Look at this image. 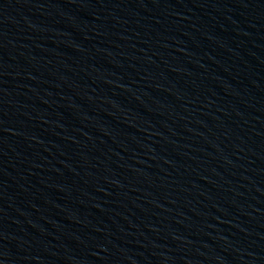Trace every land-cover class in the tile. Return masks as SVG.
<instances>
[{
    "label": "water",
    "instance_id": "obj_1",
    "mask_svg": "<svg viewBox=\"0 0 264 264\" xmlns=\"http://www.w3.org/2000/svg\"><path fill=\"white\" fill-rule=\"evenodd\" d=\"M0 264H264V0H0Z\"/></svg>",
    "mask_w": 264,
    "mask_h": 264
}]
</instances>
